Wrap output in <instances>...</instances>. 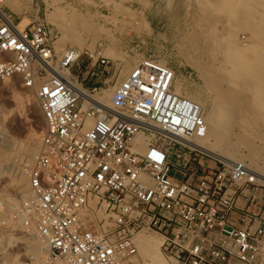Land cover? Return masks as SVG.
Here are the masks:
<instances>
[{"label": "built area", "instance_id": "obj_1", "mask_svg": "<svg viewBox=\"0 0 264 264\" xmlns=\"http://www.w3.org/2000/svg\"><path fill=\"white\" fill-rule=\"evenodd\" d=\"M0 12V80L19 76L45 120L24 220L36 214L52 264H131L135 235L150 231L169 264H264V188L193 143L205 108L177 93L172 66L142 57L109 106L82 90H97L77 70L83 55L69 48L55 59L48 24L20 30ZM58 61L70 77L51 71ZM107 62L99 55L92 75ZM15 222L12 209L4 226L14 235Z\"/></svg>", "mask_w": 264, "mask_h": 264}, {"label": "rangeland", "instance_id": "obj_2", "mask_svg": "<svg viewBox=\"0 0 264 264\" xmlns=\"http://www.w3.org/2000/svg\"><path fill=\"white\" fill-rule=\"evenodd\" d=\"M9 1H17L20 11H14L8 7L5 4L6 0L3 3L0 2L1 8L8 14H12L17 23L24 17L30 20V24L44 22L56 34L55 39L62 40L64 47L62 50L57 47L58 57L55 59L59 58L62 51L69 48H74L81 56L83 55V65L77 70L81 71V75L88 77L90 86L97 87L93 93L99 96H104L109 91L112 92L113 87L129 74L139 59L144 56H153L168 63L176 70V91L179 86L182 95L199 102L205 108V117H207L213 109L214 99L223 92V87L226 88L227 80L225 79L227 77H223H225V70L228 68L225 65L230 61V58L228 61L226 50L227 52L232 51L230 50L232 47H229V45L233 46L232 42L239 48L234 47L235 54L238 53L237 51H243V56H245V49L249 48L246 50L247 57L244 59L250 61L242 63L246 66L249 64L247 69L244 71L243 67L242 71L244 82L247 79L250 80L244 83L248 86H242L244 90L263 86L258 85V87L253 84L256 82L253 78L256 73L264 83V65L262 63L264 54L259 56L255 52V50L264 49V10L260 7L264 8V0H238L237 5L233 6L235 8L232 7L234 11L231 10L230 2L232 0ZM235 1L233 0L232 5L236 4ZM258 1H261L262 4ZM54 6H57L55 15L57 25L51 23L48 18L50 12L54 10ZM261 10L263 14H260ZM73 42L76 43L73 44ZM252 47H254V51ZM114 51L121 55L120 58L114 60L107 55ZM97 52L105 56L108 61L107 69L97 71V74L92 75V66L99 56H96ZM198 55L206 68H219V71L216 72L218 74L213 78L214 89L212 91L192 62L191 56L198 57ZM251 58L254 59L253 62ZM225 59L227 63L224 61ZM239 60L236 57V64ZM248 68L249 71L256 73L249 72ZM122 72L125 73V76L122 75ZM13 83L20 85L22 80L17 77ZM12 95L6 79L0 80V152H3L0 153L3 154L2 157L0 156V186L14 191L19 200L23 196L22 194L26 193L25 184L22 181L15 184V181L12 180L13 178L20 180L23 174L28 173L30 167L33 166L45 129V120L37 98L36 103L27 106V110H21L17 107ZM32 96L36 97L33 91ZM241 97L245 99L244 92L235 97V102ZM244 99L241 101L242 107H245ZM5 115L6 117H4ZM233 128V132L238 130L236 125H232L231 130ZM41 130L43 131L41 132ZM256 130H258V125H254L251 132L254 133ZM251 137L253 136H247L242 141L232 138V144L230 143L233 145L230 147V151L247 157L243 162L244 165L250 163L248 160L250 151L255 152V159L259 162L264 157V139L260 141L258 138ZM5 140H9V143L7 144ZM239 143H243L242 146ZM176 177L180 178L178 174ZM257 186L264 188V185L258 183ZM17 213H15L16 245L7 258L11 259L16 255L25 260L28 244L31 243L30 239L32 238V234L25 226L27 228L31 226V219L25 221L24 212L22 215L19 213L17 215ZM142 234L162 239L152 231L142 232ZM137 249V253L130 257L131 264H143L138 246ZM166 262L169 264L167 260Z\"/></svg>", "mask_w": 264, "mask_h": 264}, {"label": "bare ground", "instance_id": "obj_3", "mask_svg": "<svg viewBox=\"0 0 264 264\" xmlns=\"http://www.w3.org/2000/svg\"><path fill=\"white\" fill-rule=\"evenodd\" d=\"M16 2L6 0L5 4L8 7H10L12 10L18 11L20 9V5L17 4ZM232 2H233V0H232ZM232 2H230L231 3V10L234 11L232 9V7L237 5L238 0L235 1L236 4H234V5H232ZM259 3L262 4L261 1ZM1 7L2 6L0 5V11L3 10V8H1ZM260 7H262V10H264L263 6H260ZM233 8H235V7H233ZM58 10H59V7H58ZM262 10H261L260 14H263ZM56 13H57V6H54V10H52L48 16L50 22L53 23L54 25H57V20L55 17ZM0 17L3 18V15L1 14V12H0ZM260 21H262V20H260ZM16 24H17L18 29L23 30L27 25L30 24V20L28 18L24 17L23 19H21ZM232 41H230V42H232ZM75 43L73 42V44H75ZM233 43L234 42L231 43L233 46L229 45V47L230 48L232 47L234 50L232 48L230 49L232 51L227 52V50H226V53H228V61H229V58H230V61L227 63V61H226L227 58L224 60L227 63V65H225V66L228 67L225 70V75H224L225 77H223V78L227 77L225 79V80H227L226 81V88L223 87L225 89V90L224 89L222 90L223 92L221 91L223 94L219 92L220 94H218L217 97L214 99L215 102H214V106H213L212 111L209 113V115L207 117H205L206 123H207L206 131L204 133L197 135L194 138L193 143L196 146H198L201 149L208 152L209 154L216 156V157L222 159L223 161H226L229 163H239L240 162L241 165H244L243 162H244L245 158H247V157L240 156L236 152L230 151V147L233 146V145H231L232 144L231 141H232V138H235L237 140L242 141V139H244L247 136H253L255 138H258L260 141H262L264 139V137H263L264 136V134H263V131H264V83H263V80L261 78L257 77V75H259V74H257L256 72H253V71H249V68H248L249 72H253V74L256 73V75H254L253 78H254V80H256L257 84H256V82H254L253 84H255L256 86H258V85H263V86L260 88H255V89L254 88L251 89L252 87H250V89L246 88L244 90V87H242V86L245 85L244 83H246L249 79H247L244 82V80H245L244 79V73L242 71H243V67H244V71H245V69H247L249 64L246 66L245 64H242V63L243 62L245 63L246 61L247 62L250 61L249 59H244L245 57H247V53H246L247 51L246 50H249V48L245 49V52H244L245 56H243V51L242 52L237 51L238 53L235 54V52H236L235 48H238V46L234 45ZM261 45H262V42H261ZM57 47L59 48V50L63 49L64 45L62 43V40L56 41V48ZM81 47H82V44H81ZM255 48H257V47H255ZM242 49H244V48H242ZM253 49H254V47H252V50ZM115 51L107 54L108 56L112 57V59H114V60L120 58V56H121L120 54L116 53ZM230 52H232V53L230 54ZM255 52H256V55L260 56V55L264 54V49L255 50ZM99 53L100 52H97L96 56L102 55ZM229 55H230V57H229ZM236 57L240 59L238 62L239 64L238 63L236 64V62H235ZM251 57L253 58V56H251ZM252 58H251V61L254 60ZM191 59H192V62L196 65L200 76H202L205 79V81L208 84L209 89H211V91H212V89H214V85L212 84L213 78H214V75L218 74V73L216 74V72H217V70L219 71V68L218 67L217 68H215V67L206 68L204 63L202 62L201 58H199V55H198V57L197 56L196 57L191 56ZM262 63L264 65V57H263ZM252 64H254V63H252ZM53 67H54V70H51L53 73H54V71H57L61 74L67 75L68 77L71 76V70L69 68H62L61 63H59V61L57 62V64H54ZM250 70H254V69H250ZM255 71H257V70H255ZM246 72H245V74H246ZM262 73H261V75H262ZM122 75L125 76V73L122 72ZM17 77H19V76H14V77L6 79V83L9 84V87H10L11 92L13 94L12 96L15 99L17 107L20 108L21 110H24V109L27 110V106L36 103L37 100H36V97L33 98V96H32V89L27 88L23 84V81H22V83H20V85L13 83V80H16ZM245 86H248V84H246ZM114 88H115V86L113 87V90H114ZM82 90L84 91L85 95L88 98L100 101L106 105L111 106L110 98L112 96L113 91L107 92V94H105L104 96L103 95L99 96V95H96V93L89 91V89H86L85 87H83ZM242 90H244V91H242ZM177 92L181 94V89L179 86L177 87ZM242 92H244L245 99H244V97H241V98H239V100L237 102H235V97L239 93L241 95ZM242 99H244L243 104L245 105V107H242V103H241ZM239 103H241V104H239ZM4 117H6V115ZM232 125L233 126L236 125L238 127V130L236 132H233L234 128H233V130H231ZM254 125H258V130H256L254 133H252L251 132L252 127ZM42 131L43 130H41V132ZM38 135H41V134H38ZM253 137H251V138H253ZM246 140H248V139H246ZM135 141L140 142V143L143 142V140L140 136H136ZM210 141H212V142H210ZM250 141H251V139H250ZM5 142H7V144H8L9 140H5ZM239 144L241 145L243 143H239ZM240 145H238V146L240 147ZM246 146H247V144H246ZM248 148H250V147H248ZM0 153H3V152H0ZM254 153L252 151H250V153L248 155V158H249L248 160L250 163L247 165L245 164L244 167H245V170L248 174L249 179L255 181L258 184L264 185V157L262 158L261 162H259L255 159ZM1 155H3V154H0V156ZM230 161H233V162H230ZM12 181H15L14 182L15 184H17L18 181H22L25 184L26 193L22 194L23 196L21 197V199L18 200L16 198L17 194L14 193V191L10 190L9 188H2L0 186V264H52L50 261V256H49V251H48L47 245L38 232V228H37L36 220H35L36 214L34 212H32V217L30 218L31 219V226H30L31 228L30 227L27 228L25 226V228L28 229L30 234H32V238L30 239L31 243L28 244L27 257L25 258V260H23L22 258H18L16 255H14V257L11 259L9 258L10 260L7 258L8 254L11 251V250H8V248H7L8 243L14 241V245H16L15 243H16V239H17V237H16L17 228L15 226V228L13 229V230H15V235H14L13 231L11 232L10 231L11 229L8 228V224L6 225L7 227L4 226V220H6L8 222V215H9L10 211H12V209L15 211V213L18 212L21 215H22V212L27 211L26 203L30 200L31 195H32V188H31V184H30L29 172L23 174V176L21 177L20 180H18L17 178H13ZM6 187H7V185H6ZM18 213H17V215H19ZM16 223L17 222H15V225H16ZM133 240H134V243L136 244V246H138V248H139L140 256L142 258L143 264H167L166 260L164 259L163 255L161 254V250H160V246L162 244V239L154 238V237L148 236L146 234H142V232H139L138 234L135 235Z\"/></svg>", "mask_w": 264, "mask_h": 264}]
</instances>
